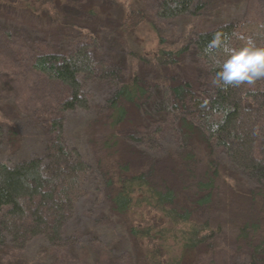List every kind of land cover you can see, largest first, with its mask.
Masks as SVG:
<instances>
[{
  "label": "trees",
  "instance_id": "16d2710c",
  "mask_svg": "<svg viewBox=\"0 0 264 264\" xmlns=\"http://www.w3.org/2000/svg\"><path fill=\"white\" fill-rule=\"evenodd\" d=\"M65 2L0 0L12 13L0 11V62L19 53L28 69L68 89L58 114L42 121L44 159L9 165L0 155V264H203L214 255L219 264L231 258L264 264V79L217 87L215 61L227 53L207 50L216 33L230 48L249 38L264 46V14L214 20L207 14L218 16L221 0H82L78 9L90 20L83 22L65 14ZM26 20L40 33L18 28ZM181 20L188 24L176 25V39L159 28ZM146 30L156 37L148 49ZM45 31L58 36V44L44 39ZM114 43L118 50H101ZM187 64L209 75L206 93L192 79L177 77ZM5 74L0 69V78ZM89 81L114 89L89 122L93 165L66 142L62 116L91 109L84 90ZM130 127L150 151L171 130L178 152L164 166L155 160L135 166L134 156L145 151L126 141ZM3 137L0 122V146ZM93 170L102 194L97 200L111 224L107 230L92 226L98 235L78 249L65 228L89 195L85 183ZM218 200L225 214L213 217L208 209ZM118 243L126 251L122 257Z\"/></svg>",
  "mask_w": 264,
  "mask_h": 264
},
{
  "label": "rangeland",
  "instance_id": "374dc122",
  "mask_svg": "<svg viewBox=\"0 0 264 264\" xmlns=\"http://www.w3.org/2000/svg\"><path fill=\"white\" fill-rule=\"evenodd\" d=\"M82 0H66L64 5V12L70 18L72 14L76 18L81 19L83 22L90 21L89 19L82 17L80 9ZM149 4L153 0H146ZM157 1V0H154ZM224 8H218V16H211L216 20L218 17L224 21H242L244 19H252L254 17H262L264 14V0H221ZM63 9V7H61ZM6 11L5 14L11 16L10 8L4 9L0 7V11ZM150 9H148L149 11ZM214 14V13H213ZM78 22V21H77ZM90 23V22H89ZM103 23H108L107 20ZM158 22H156L157 24ZM188 20L174 21L171 24H159V28L166 35H169V40L176 39L180 33L181 27L187 26ZM23 32L31 34H39L41 28H33L30 20H26L20 24ZM45 25L42 24L44 28ZM113 26V25H111ZM146 29H149L146 27ZM52 32V31H50ZM52 33H55L54 31ZM147 43L146 49L155 46L156 37L151 30L144 32ZM171 36V38H170ZM43 38V35H40ZM175 37V38H174ZM44 39L52 41V46L58 44V36L49 35L46 31L44 33ZM3 40L0 38V43ZM46 43V42H45ZM149 44V45H148ZM148 45V47H147ZM101 50L106 53L108 48L119 49V46L114 44L102 45ZM107 47V51L106 48ZM102 53V52H101ZM11 55V56H10ZM19 53L8 54L3 56L6 58L3 62H0V69L5 70V75L0 78V122L3 124L4 137L0 146V155L2 161L12 165L18 161L27 160L30 158L41 157L44 159L46 152V127L47 123L42 121H48L51 116L58 114V104L67 97L68 89L61 85L60 82L49 79L41 74L28 69L26 62L18 61ZM94 61H98L97 55L93 54ZM104 60L107 59L103 58ZM109 61V60H106ZM98 68V62H96ZM107 65V64H106ZM109 65V64H108ZM195 67V66H194ZM191 64H187L182 69H179L176 74L180 79L186 77L192 79L196 84V88L204 93L211 87V79L209 75L198 68H194ZM99 70V69H97ZM152 78V76H150ZM84 90L89 96L91 102V109L89 111L74 110L62 113L63 116V131L64 138L69 146L76 147L82 153L84 158L93 165L92 156L88 149V135L91 133L89 122L95 117V113L99 106L103 105L105 101L111 96L114 91L113 87L108 83L101 81H89L84 84ZM196 97H200L196 94ZM46 121V122H47ZM128 137L126 141L130 144H134L138 152H144L140 155L138 153L134 156L135 166H140L142 163L147 164L150 160H155L158 167L164 166L171 155H176L178 152V140L173 132L169 129L164 130L158 140L157 148L152 151L148 150L143 144V137L140 138L138 129L130 127L126 131ZM136 142V139H139ZM166 168V167H165ZM96 173L93 170L92 178L86 179V188L89 191V195L79 200L76 206V210L73 218L69 221L65 228V234L76 238V248L81 249L83 244L91 241L93 236H97L98 233H93L92 226L97 225V228L102 230L105 228L106 223L111 224L108 216L103 212L104 203L103 200L98 201L97 195L102 197L100 192H97ZM223 197V196H222ZM57 200V198H55ZM237 201V200H235ZM208 213L213 217H220L225 214V209L222 206L221 200L215 202L214 206L208 209ZM106 233V232H105ZM106 238V237H105ZM74 240V239H73ZM116 246L117 256H124L125 248L118 243ZM215 256V255H214ZM210 256L204 259L203 264H219L216 257ZM242 260L231 258L226 264H239Z\"/></svg>",
  "mask_w": 264,
  "mask_h": 264
},
{
  "label": "clouds",
  "instance_id": "9594fccd",
  "mask_svg": "<svg viewBox=\"0 0 264 264\" xmlns=\"http://www.w3.org/2000/svg\"><path fill=\"white\" fill-rule=\"evenodd\" d=\"M221 47L227 53V58L223 61H215L219 71L216 72L213 83L217 87L252 84L264 79V46L257 45L255 40L249 38L243 47L230 48L221 34L216 33L213 40L209 42L207 50Z\"/></svg>",
  "mask_w": 264,
  "mask_h": 264
}]
</instances>
